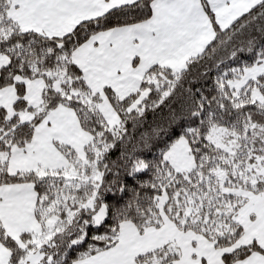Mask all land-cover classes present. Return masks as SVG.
Returning <instances> with one entry per match:
<instances>
[{
  "label": "snow or ice",
  "instance_id": "snow-or-ice-1",
  "mask_svg": "<svg viewBox=\"0 0 264 264\" xmlns=\"http://www.w3.org/2000/svg\"><path fill=\"white\" fill-rule=\"evenodd\" d=\"M0 264H264V0H0Z\"/></svg>",
  "mask_w": 264,
  "mask_h": 264
}]
</instances>
